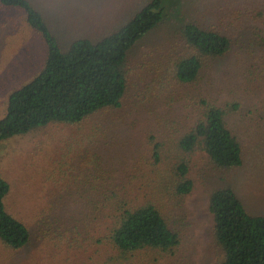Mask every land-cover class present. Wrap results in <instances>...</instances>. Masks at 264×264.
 I'll use <instances>...</instances> for the list:
<instances>
[{
	"label": "trees",
	"instance_id": "trees-1",
	"mask_svg": "<svg viewBox=\"0 0 264 264\" xmlns=\"http://www.w3.org/2000/svg\"><path fill=\"white\" fill-rule=\"evenodd\" d=\"M173 2L148 0L104 36H80L63 45L30 0H0V25L7 24L2 13L20 12L45 46L41 70L8 98L0 118V145L51 124L78 125L98 113L118 111L130 78L135 74L144 84L130 108L134 118L127 132L155 121L143 135L149 157L136 150L137 136L129 134L131 142L122 148L134 156L128 167L133 175L125 172L124 182L110 184L112 172L98 153L94 169L99 183L82 184L77 192L89 214L70 237L77 242L87 235L93 248L89 262L144 264L147 258L148 264H158L160 257L175 254L181 237L173 226L174 213L194 189L191 157L202 152L215 168L231 172L244 164L246 144L240 133H253L264 144V111L258 109L264 100V0L249 10L239 1L229 6L221 0L211 5L210 14L198 11V1L187 0L175 16ZM160 35L162 40L148 46ZM150 97L152 103L162 102L165 115L156 118L154 108L148 112L155 114L145 118L139 105ZM104 130L105 136L121 129ZM140 156L146 158L147 174L139 169ZM166 160L173 163L164 172ZM222 183L208 198L213 237L224 254L219 264H264V215H250L236 188ZM9 193L0 175V264H19L24 258L18 254L32 236L8 212Z\"/></svg>",
	"mask_w": 264,
	"mask_h": 264
},
{
	"label": "rangeland",
	"instance_id": "rangeland-1",
	"mask_svg": "<svg viewBox=\"0 0 264 264\" xmlns=\"http://www.w3.org/2000/svg\"><path fill=\"white\" fill-rule=\"evenodd\" d=\"M30 1L46 17L63 45L80 36L94 39L104 36L126 23L148 2ZM175 1L170 5L174 16L182 2L187 0ZM196 1L199 2L197 8L200 13L203 10L210 14L211 5L215 7L221 0H210L211 5L205 0ZM235 1L247 9L253 2H261L226 0L229 6ZM2 14L6 16L1 20L7 24L0 25V118L6 111L10 94L29 82L41 70L45 60L44 43L22 21L21 13ZM160 40L162 35L155 36L148 46L153 48ZM130 79L129 92L120 110L98 113L78 125L51 124L0 145V175L10 186L5 200L6 208L29 229L32 236L27 248L18 254L19 258H24L21 261L24 264H102L101 259L97 258L89 262L93 248L91 241H86L85 233L77 242H72L70 233L89 214L87 201L77 193L79 187L99 183L98 173L94 169L95 154L97 156L99 153V158L103 156V166L112 172L108 180L110 184L124 182L125 172L133 175L128 167H131L134 156L129 157L122 148L125 146L127 149L131 142L127 138L129 134L137 136L136 150L141 149L138 152L149 157L144 152L147 145L143 135L155 121L151 119L147 126H138L136 132H127V126L134 118L130 108L139 90L144 88L137 75ZM262 98L259 97V100L262 101ZM150 99H142L139 105V109L146 112L145 118L149 119L155 114L148 112L154 108H158L159 117L156 118L165 115L162 102L152 103ZM259 105H264V100ZM260 106L258 109L263 113ZM115 125L121 130H116L114 135L110 131L109 135L104 136V129ZM161 125L163 123L156 126L155 132ZM240 135L246 144L244 164L240 169L231 172L217 169L202 152H196L191 157L189 177L194 181V189L173 218V226L180 233V246L175 254L160 257L158 264H219L223 261L224 254L214 240L213 222L208 212L210 192L224 185L222 182L228 181L236 188L239 199L250 215H264V144H261V138L253 137V133ZM114 137L118 140H113ZM138 162L142 172H150L146 158L140 156ZM172 163L173 160H166L161 165L163 171ZM81 228H84V224L79 230ZM148 262L146 258L144 264Z\"/></svg>",
	"mask_w": 264,
	"mask_h": 264
}]
</instances>
